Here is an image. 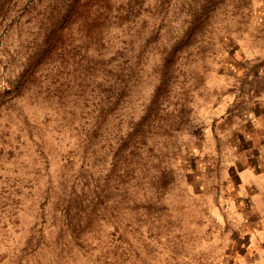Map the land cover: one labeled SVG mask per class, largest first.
<instances>
[{
  "label": "rangeland",
  "instance_id": "rangeland-1",
  "mask_svg": "<svg viewBox=\"0 0 264 264\" xmlns=\"http://www.w3.org/2000/svg\"><path fill=\"white\" fill-rule=\"evenodd\" d=\"M259 113L264 0H0V264H264Z\"/></svg>",
  "mask_w": 264,
  "mask_h": 264
},
{
  "label": "crops",
  "instance_id": "crops-1",
  "mask_svg": "<svg viewBox=\"0 0 264 264\" xmlns=\"http://www.w3.org/2000/svg\"><path fill=\"white\" fill-rule=\"evenodd\" d=\"M249 121L251 125L242 132V143L237 148L244 156L242 169L236 173V184L241 188L235 197L249 201L253 207H257L253 199L260 200L256 208L261 215L260 224L249 228L248 240L251 247L258 246L264 251V113Z\"/></svg>",
  "mask_w": 264,
  "mask_h": 264
}]
</instances>
